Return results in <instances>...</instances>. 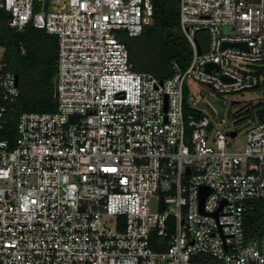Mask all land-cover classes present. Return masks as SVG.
<instances>
[{"label":"built area","instance_id":"built-area-1","mask_svg":"<svg viewBox=\"0 0 264 264\" xmlns=\"http://www.w3.org/2000/svg\"><path fill=\"white\" fill-rule=\"evenodd\" d=\"M179 1L192 59L160 79L122 40L153 0H0L12 29L59 40L57 108L21 113L14 140L19 80L0 61V264H264V229L247 226L264 202L263 110L243 144L185 111L189 79L264 92V0Z\"/></svg>","mask_w":264,"mask_h":264},{"label":"trees","instance_id":"trees-1","mask_svg":"<svg viewBox=\"0 0 264 264\" xmlns=\"http://www.w3.org/2000/svg\"><path fill=\"white\" fill-rule=\"evenodd\" d=\"M153 22L146 25L134 41L126 42L131 60L140 71H148L160 79L171 77L173 63L187 68L192 59V48L180 23L179 0H153ZM11 15L0 10V61L4 69L19 77L20 96L4 132L5 138L14 140L18 118L25 111H55V79L58 71L59 40L56 35L38 29L32 24L24 32L9 26ZM186 117H200L202 111L192 109L185 102ZM264 110L260 117L263 118ZM247 226L251 236L264 229V202L255 203L250 210Z\"/></svg>","mask_w":264,"mask_h":264},{"label":"rangeland","instance_id":"rangeland-1","mask_svg":"<svg viewBox=\"0 0 264 264\" xmlns=\"http://www.w3.org/2000/svg\"><path fill=\"white\" fill-rule=\"evenodd\" d=\"M223 32H231L229 28H222ZM134 37L126 34L122 36L125 42L134 41ZM3 48L0 47V57ZM186 100L191 107H196L209 115L216 128L223 130H238V143L245 141V131L248 120L258 112L264 110V92L259 89H249L230 94L217 93L210 85L199 83L193 79L186 82ZM151 209L156 210L151 204Z\"/></svg>","mask_w":264,"mask_h":264},{"label":"water","instance_id":"water-1","mask_svg":"<svg viewBox=\"0 0 264 264\" xmlns=\"http://www.w3.org/2000/svg\"><path fill=\"white\" fill-rule=\"evenodd\" d=\"M229 45H231V44L226 43L224 47L229 46ZM200 52H201V50H200ZM214 66L217 67L216 64H208V65H207V69L210 70V69H211L212 67H214ZM17 78H18V80H19L18 75H17ZM231 134H232V135H235V134H236V131H235V130L232 131ZM207 194H208V191H206V190H203V191H202V203H203V201H204V199H205V197H206Z\"/></svg>","mask_w":264,"mask_h":264}]
</instances>
